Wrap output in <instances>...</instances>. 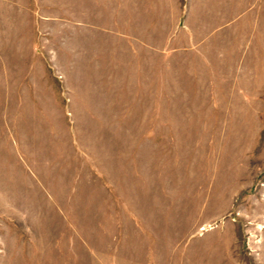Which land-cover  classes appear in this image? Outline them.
<instances>
[{
  "label": "rangeland",
  "instance_id": "1",
  "mask_svg": "<svg viewBox=\"0 0 264 264\" xmlns=\"http://www.w3.org/2000/svg\"><path fill=\"white\" fill-rule=\"evenodd\" d=\"M0 264H264V0H0Z\"/></svg>",
  "mask_w": 264,
  "mask_h": 264
}]
</instances>
